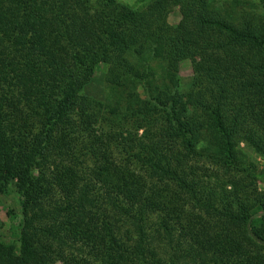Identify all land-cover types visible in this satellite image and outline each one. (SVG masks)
I'll list each match as a JSON object with an SVG mask.
<instances>
[{"label": "trees", "instance_id": "1", "mask_svg": "<svg viewBox=\"0 0 264 264\" xmlns=\"http://www.w3.org/2000/svg\"><path fill=\"white\" fill-rule=\"evenodd\" d=\"M244 1L249 2L152 0L134 9L116 0H98L108 12L81 18L65 11L59 0H8L0 5L3 45L37 78L40 70L54 83L65 72L70 78L56 101L41 100L28 112L0 101V194L14 182L21 200L18 252L26 262L45 264L26 230L28 211L50 193L48 183L63 197V203L52 207L61 216L56 224L38 228L71 242L80 240L78 233L84 240L98 237L90 225L94 218H87L92 215L84 213V204L75 196L77 174L87 159L103 188L101 197L106 195L128 218L143 220L142 215L152 211L164 225L167 218L180 221L187 206L192 211L181 230L187 229V237L201 251L210 252L209 263L264 264V201L247 188L254 181L252 169H245V182L233 181L226 189L215 174L185 164L201 147L222 169L236 167L240 140L264 154V0L257 1L258 12L232 9ZM173 5H179L183 18L174 27L165 22ZM177 47L193 64V85L185 92L170 70H163L160 84H151L156 70L148 61L162 59L174 69ZM97 63L106 64L102 79L109 91L100 100L75 92L91 83ZM200 71L208 79L197 78ZM204 93L212 100L207 106L200 100ZM188 107L200 113L187 114ZM155 118L165 126L159 127L161 141L155 135L134 140L121 131L110 132L123 120L152 123ZM110 148L118 150L116 160ZM146 177L153 181L150 192H145ZM103 225L92 249L105 257V264H132V249L142 263L139 243H120L107 222ZM11 248L0 242V264H16L19 258L12 256Z\"/></svg>", "mask_w": 264, "mask_h": 264}, {"label": "rangeland", "instance_id": "2", "mask_svg": "<svg viewBox=\"0 0 264 264\" xmlns=\"http://www.w3.org/2000/svg\"><path fill=\"white\" fill-rule=\"evenodd\" d=\"M116 1L124 3L134 9H142L152 0ZM221 1L227 2L225 4L230 3V0ZM248 1L250 3L244 1L245 4L235 5L232 9L241 11L243 8L244 10L260 11V8L257 7L258 0ZM60 2L63 3L65 11L67 10L69 13L77 15L79 18L86 16L92 17L98 10L108 12V9L101 6L98 0H59V3ZM7 4L8 0H0V5L6 6ZM4 10L8 11L10 9L4 8ZM8 17L13 19V15H8ZM182 21L183 18L179 5L171 6L166 12L165 22L174 27L180 23L182 24ZM6 46L7 45L4 46L3 42L0 41V101L3 104L8 102L10 108L15 104L23 113L26 111L28 112L30 109H34L35 105L41 100L51 98L56 101V99L62 95V90L69 87L67 84L70 78L67 77L66 72L62 78L59 79L58 82L55 81V83L43 76L42 70H37L38 74H40V78H37L33 70L30 71L23 65L22 60L18 58L16 52L9 46ZM68 53L67 55L72 59V54H70L71 51L68 50ZM81 57L84 58L83 55H81ZM173 60L175 63L174 69L171 64H167V62L162 59H152L148 61L150 67L156 70L151 84H160L163 70H170L168 72H174V76L178 80V89L181 92H185L193 85L191 83L193 64L184 49L180 47H177V49L173 51ZM131 61L133 60L131 59ZM64 63H66V60ZM68 67L70 68V65ZM94 69L91 83L75 92L77 94H86L87 96L100 100L103 98L105 91L109 92L102 79V75L106 70V64L97 63L94 65ZM196 77L208 79L202 71L196 74ZM164 80L167 82L165 77ZM197 88L201 90V86ZM200 96V100L204 105L207 106L212 102L208 94L204 93L200 94ZM233 100L234 102L237 101L235 99ZM103 111H106L105 114L108 115L107 108H103ZM193 111L200 113L199 109H195L194 107H188L185 112L189 114ZM203 115L204 112L201 110V116ZM159 119L155 118L152 123L133 120H126L124 123L123 120L119 128H112L113 130L110 132L118 134V132L121 131L123 136L134 140L138 138L144 139L145 134L152 137L155 135L156 139L161 141V136L163 139L164 136L160 129H165V126L161 122L162 119ZM159 127L161 128L159 129ZM260 128L261 127H259V129ZM237 148L239 150L240 161L236 163V167H231L226 170L222 169L220 166L216 165L211 158L206 157V153L200 150L201 147H196L193 150L191 157H189L185 164L194 167L198 166L209 174H215V179L224 183L226 189H228L230 183L233 181L245 182V169L251 168L255 177L253 183L247 185V188L255 189L254 195L262 202L264 201V154L256 152L246 141H238ZM109 152L113 156L112 159L116 160L117 157L115 156H118V150L116 148H110ZM52 158H54V155L53 157H49L47 167H50V159ZM81 165L83 169L77 174L76 179V185H78L75 195L77 196L76 200H80L84 204L83 210L86 215H92L87 218H94V223L90 225H93L92 228L94 227V230L97 231L99 235L95 234L98 237L93 236L94 239L84 240L78 233L77 237L80 240L71 242L70 240L60 237L55 238L54 236H49L48 233H44L38 228L41 226L53 225L54 223L56 224L61 216L55 215L52 207L58 202L63 203V197L56 192L52 184L48 183L45 188H49L50 193L42 196L37 206L33 208L30 207L28 211L30 228L26 230L28 241L31 243L32 248L36 249L40 255L44 257L43 261L45 264H62L61 262L64 260L65 264H105V257L101 258V256H98L96 251L92 249L96 248L98 245L100 233L104 230V221L107 222V225H109L108 227L112 230V235H114V238L118 242L123 244L127 243L128 245H138L139 243L143 251V264H148L149 262H151L150 264H212L208 262L210 256L208 253L210 252L201 251L196 241L187 237V229L181 230L185 221L187 222L188 220V211H192V209L186 206L184 213H182L179 218L180 221L167 218V220L164 221V225L158 220V215L152 211H148L150 213L146 216L142 215L143 220L130 219L123 215L117 207L113 206L106 195L101 197L103 188L101 189L100 182L94 179L91 172L94 164L86 159ZM205 178L209 180L208 177ZM152 183L153 181L146 177L145 192L151 191L153 188ZM208 185H213L210 180ZM217 189H219V187ZM20 201L14 182L12 181L6 186L4 193L0 194V242L8 247L9 245L12 247V256L19 258L16 264H29L19 255L20 252H18L17 233L20 223ZM250 202L253 204V207H257L258 203ZM32 213H35V216H33ZM84 218L87 220L86 216ZM102 218L104 221H101ZM89 241H91V243ZM38 243L45 244L46 247L41 249ZM189 247L193 248L194 251H188L187 249ZM192 254L196 255L191 256ZM128 256L133 260L132 264H142L137 257L138 255L135 249H132ZM150 259L157 263L150 261ZM125 262L122 264H125Z\"/></svg>", "mask_w": 264, "mask_h": 264}]
</instances>
